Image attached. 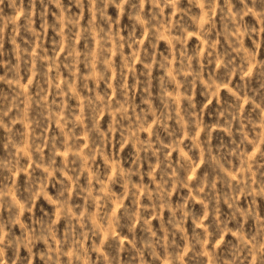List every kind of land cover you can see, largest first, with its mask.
I'll use <instances>...</instances> for the list:
<instances>
[{
    "label": "rangeland",
    "instance_id": "rangeland-1",
    "mask_svg": "<svg viewBox=\"0 0 264 264\" xmlns=\"http://www.w3.org/2000/svg\"><path fill=\"white\" fill-rule=\"evenodd\" d=\"M0 264H264V0H0Z\"/></svg>",
    "mask_w": 264,
    "mask_h": 264
}]
</instances>
